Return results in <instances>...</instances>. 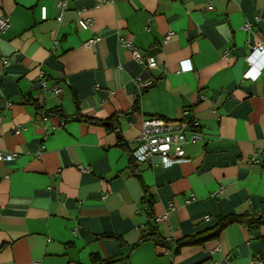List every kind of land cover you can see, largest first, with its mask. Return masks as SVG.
Wrapping results in <instances>:
<instances>
[{"label":"crops","instance_id":"obj_1","mask_svg":"<svg viewBox=\"0 0 264 264\" xmlns=\"http://www.w3.org/2000/svg\"><path fill=\"white\" fill-rule=\"evenodd\" d=\"M58 1L0 0V264H264V223L175 244L264 210V0ZM148 117L202 138L138 163Z\"/></svg>","mask_w":264,"mask_h":264},{"label":"built area","instance_id":"obj_2","mask_svg":"<svg viewBox=\"0 0 264 264\" xmlns=\"http://www.w3.org/2000/svg\"><path fill=\"white\" fill-rule=\"evenodd\" d=\"M68 0H59L57 3L60 14L65 10ZM111 0H101L100 2H109ZM42 19L46 18L45 7L41 9ZM79 25L82 28H87L90 24L88 19H79ZM9 27V18L7 16L0 17V31H4ZM249 24L246 23L243 29H247ZM94 39H89L86 41V45H93ZM123 44L128 47L132 53V56L139 63L143 64L145 67H155L156 61L152 55H141L137 49H135L131 41H123ZM256 49L264 55V45L262 43L256 46ZM228 52L225 51L224 55L227 56ZM7 57L3 58V64L8 63ZM183 71H188L191 69V65L186 61H183L180 67ZM150 84V82L148 83ZM54 93H59L60 88L53 87ZM196 127V125L194 124ZM202 138V132L196 129H191L186 131L184 129V124L177 120H166L157 117H148L142 121L141 131L137 138V146L133 150V157L136 162H147L152 163L154 157H157L161 164L169 166L174 163H178L186 159L185 144L187 142H196ZM14 154L7 153L4 154L0 152V160L12 159ZM255 158V155L254 157ZM81 168V167H80ZM83 169V168H81ZM173 209V205L169 204L167 209L161 214L155 217V221H161L168 218V212ZM253 215L260 219L264 223V210L254 211ZM33 264H40L39 262H34Z\"/></svg>","mask_w":264,"mask_h":264},{"label":"trees","instance_id":"obj_3","mask_svg":"<svg viewBox=\"0 0 264 264\" xmlns=\"http://www.w3.org/2000/svg\"><path fill=\"white\" fill-rule=\"evenodd\" d=\"M87 120H92V119H87ZM93 121L97 124H102L107 126L108 125V120H96L93 119ZM241 223L243 225H245L247 228L249 229H253L255 227H257L259 224H261L262 222L260 221V219L256 218L253 213H249V214H245V215H228L225 217H219L217 223L210 229L198 234V235H194V236H190V237H185L183 239L177 240L176 241V246L178 248V246H183V245H194V244H199V243H203L207 240L216 238L220 232L229 224L231 223ZM154 231L148 233L147 235H143L141 240H144L146 237L151 236L154 238L155 242L157 244H161V239H159L158 237H154Z\"/></svg>","mask_w":264,"mask_h":264}]
</instances>
